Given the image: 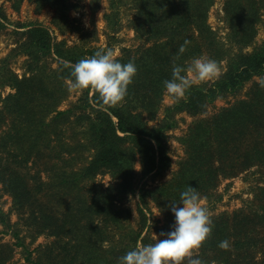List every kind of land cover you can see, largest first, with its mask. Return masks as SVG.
<instances>
[{
    "label": "trees",
    "instance_id": "16d2710c",
    "mask_svg": "<svg viewBox=\"0 0 264 264\" xmlns=\"http://www.w3.org/2000/svg\"><path fill=\"white\" fill-rule=\"evenodd\" d=\"M40 1L68 19L69 0ZM133 1L135 29L152 44L123 47L116 57L122 63L133 61L137 73L124 100L108 111L93 107L90 101L98 102V93L92 89H83L76 103L60 108L68 96V80H74L60 61L75 63L104 49L100 46H67L55 41L48 27L33 23L21 46L34 61V72L19 77L10 68L2 70L0 83L14 91L2 99L0 108V183L21 219L11 223L0 208V222L13 228L18 245L24 244L21 220L36 236L56 237L38 247L35 264H119V257L147 238L141 237L148 219L145 208L139 206L140 226L134 228L130 210L118 204L137 191L136 160L143 174H160L171 163L167 131L176 126L177 111L204 112L217 98L237 94L255 76L264 78V39L253 45L257 24L264 20V0L224 1L231 38L239 45L232 54L207 21L215 0ZM107 17L110 28L116 27L119 10ZM204 52L217 63L226 58V69L210 84H192L183 98L166 108L160 124L149 126L148 117L161 105L163 82L172 77L173 65L183 66L186 75L188 62ZM48 57L57 67L49 65ZM181 140L187 154L180 169L169 181L141 188L140 193L144 203L145 193L151 195L165 224L174 216L171 203H178L189 185L205 195L223 175L264 166V87L254 81L246 97L193 122ZM87 151L91 156L83 161ZM102 171L111 172L117 182L103 188L95 180ZM117 233L129 241L112 242ZM223 240L228 241L226 249L219 247ZM12 252L10 244L0 242V264H7ZM198 257L202 264H264V186L251 207L214 220Z\"/></svg>",
    "mask_w": 264,
    "mask_h": 264
},
{
    "label": "rangeland",
    "instance_id": "374dc122",
    "mask_svg": "<svg viewBox=\"0 0 264 264\" xmlns=\"http://www.w3.org/2000/svg\"><path fill=\"white\" fill-rule=\"evenodd\" d=\"M115 1L118 0H69L68 19H65L57 13L54 6L40 0H0V76L3 73L2 70L7 68L12 69L19 77L29 76L34 72L35 63L29 55L22 52L23 47L21 46L26 40L25 31L33 23L48 27L54 40L64 41L67 46L92 44L104 49H111L115 57L122 54L123 47L136 49L137 47L151 45L152 42L146 41L145 35H141L135 29L136 22H134V19L137 9L134 1L119 0V5L114 8L113 3ZM224 1H214L208 12L207 21L215 30L218 38L224 42V48L232 54L239 50V45L231 38L228 21L225 18ZM115 9L119 10V19L116 27L111 29V21L107 14L114 12ZM263 39L264 20L257 24V33L253 45L260 43ZM253 45L243 48L244 51L251 50ZM195 58L210 57L208 52H204ZM194 59L188 62L186 67V76L189 78L194 75L188 71ZM43 62L44 59L39 60L37 64ZM47 62L51 67H57V61L54 58L48 57ZM226 65V58L218 62L221 73L226 69ZM261 78L255 76L237 94H227L225 97L217 98L214 102L208 104L204 112L193 114L187 110L177 111L175 113L177 124L167 131V145L171 163L160 174H143L139 158L136 160L137 191L126 195L118 204L130 210V225L134 228L140 226L139 206L145 208L148 219L141 237L145 236L147 238L143 243L139 241L140 245L152 244L158 239H162L161 230H169L170 225L174 223V216H172L170 221L165 224L166 218L160 208L152 201L150 194L145 193V203L141 201L140 193L142 189L152 188L169 181L180 169V162L187 154L181 138L187 133L190 124L199 119L211 117L221 108L246 97L247 91H249L253 82H258ZM212 82L204 81L195 84H210ZM71 84L72 81L68 80V96L61 102V109L72 106L82 94L81 89L72 88ZM13 91L14 89L10 85L0 83V108L2 99ZM176 100L165 90L160 107L153 116H147L148 125L160 124L166 113V108L174 104ZM84 154L83 161H86L91 156V151ZM95 180L103 188H107L114 185L118 179L112 176L111 172L102 171L96 176ZM261 186H264V166L254 165L236 175L221 176L218 185L210 193L200 195V202L208 209L213 223L217 217L223 214H231L236 210L251 207ZM0 208L8 213L11 223H16L21 219V213L14 207L12 196L3 189L1 183ZM20 228H22L20 235L23 237V245L16 243L17 239L11 233L13 228H8L0 222V242L10 244L13 249L12 256L7 264H35L34 259L39 255L38 247L52 242L56 237L47 236L46 234L36 236L27 230L22 220ZM206 240L199 249L194 251V256H198L202 251V246ZM122 241L127 243L129 238H122L117 233L112 242ZM187 259L185 258L182 264H187ZM210 264L221 263L212 261Z\"/></svg>",
    "mask_w": 264,
    "mask_h": 264
},
{
    "label": "clouds",
    "instance_id": "9594fccd",
    "mask_svg": "<svg viewBox=\"0 0 264 264\" xmlns=\"http://www.w3.org/2000/svg\"><path fill=\"white\" fill-rule=\"evenodd\" d=\"M184 51L182 45L179 49ZM60 63L70 69L74 80L71 84L76 89H92L98 93V102L90 101L94 108L108 111L119 105L128 93V86L137 73L135 63L129 60L122 63L111 49H99L91 57H86L73 63L61 60ZM192 78L184 75L183 66L174 64L172 77L163 84L173 99L185 96L192 84L218 79L221 70L218 63L210 58H195L190 65ZM258 83L264 87V78ZM200 194L195 187H189L180 192L179 204L171 203L174 223L169 230H161L162 239L148 245L137 244L119 257V264H182L188 258L187 264H202L198 256H194L212 231V220L208 209L201 204ZM227 240L220 241L219 247L228 248Z\"/></svg>",
    "mask_w": 264,
    "mask_h": 264
}]
</instances>
